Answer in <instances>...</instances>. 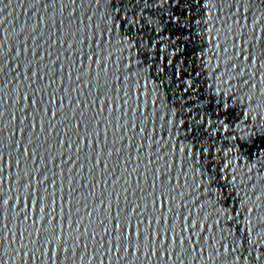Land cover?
I'll list each match as a JSON object with an SVG mask.
<instances>
[{
    "label": "snow or ice",
    "instance_id": "snow-or-ice-1",
    "mask_svg": "<svg viewBox=\"0 0 264 264\" xmlns=\"http://www.w3.org/2000/svg\"><path fill=\"white\" fill-rule=\"evenodd\" d=\"M257 3H259V0H257ZM113 7H115L114 0ZM96 36L97 43L99 41L98 32ZM257 43H259V61L256 55ZM234 45L237 46L234 55L237 57L238 63L242 64L246 61L249 66H252L259 62L260 66L257 72L258 74L264 73V41H254L249 46L247 39H244L243 43H241V38L237 37L234 40ZM90 52L93 53L92 51ZM93 54L99 56L98 51ZM91 58L90 55L89 60ZM237 62H234L231 67L235 69ZM95 63L99 65V60ZM102 67L106 69L107 64L105 63ZM242 70L243 67L239 69L241 73L243 72ZM138 131H142V129H138ZM101 155H103V150H101ZM108 155L111 157L112 153L109 152ZM0 164H3L2 160H0ZM39 171L38 169L33 173L26 170L23 176L19 172L16 173V177L20 180L21 189L27 193L24 196H17V199L21 203L22 216L25 223L30 221L32 228L31 239L37 244L42 240L43 246L49 249V257L52 260V264H57L60 261L61 254L69 255L71 253L69 249V232L72 231L73 223L74 225H82V220L76 219L74 222L71 220L73 213L71 198L65 197L62 189L57 192L58 186L48 181L47 177L42 182L39 178ZM5 179H7V176L3 172V168L0 167V184ZM166 180L167 176L161 177L159 170H157L151 182V196L147 203H134L132 206L126 207L123 212L119 207L116 208L110 217L111 223L103 229L105 234L111 231L114 245L120 243L127 248L134 247L137 251H139L141 244L149 249L155 245L157 252H160L161 250L173 249L174 244L183 245L187 242L189 245L191 241L196 240L195 232L199 226L194 221H189L187 215L181 217L180 230L177 231L176 219L179 213L173 212V205L170 203L169 194L164 187ZM49 189H51V192H49ZM57 193H60V195H57ZM0 203L7 204L8 201L6 198L0 197ZM65 210H67V216H64ZM108 210L110 213L112 212L111 204H109ZM149 211L152 213L151 218L145 214ZM248 211L250 212L251 210L248 209ZM138 212L140 215H137ZM170 212H172L171 219H169ZM235 215L239 217L235 222L238 225L237 231L239 234L235 235L231 240L222 239L223 243L220 244V248H222V252L230 264H256L257 261L261 260L262 256H251L249 261V257H242L240 253L248 251L249 248H254L260 242V239H264V234H262L264 233V223L257 225L253 229L252 222L249 220L246 230L245 226L240 223V220L246 217H241L238 212ZM141 216H143V219L140 218ZM75 228L77 231L72 238V245L81 236L80 229ZM254 233L259 238L256 239L255 243H253ZM230 234L231 229L226 233L225 237ZM0 248H3V240H0ZM190 249L192 251L195 250L194 247H190ZM201 251L203 250L201 249Z\"/></svg>",
    "mask_w": 264,
    "mask_h": 264
}]
</instances>
